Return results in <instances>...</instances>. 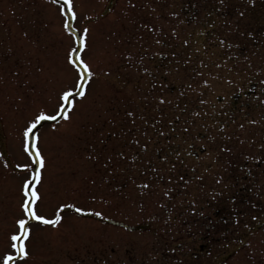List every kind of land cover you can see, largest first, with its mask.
Segmentation results:
<instances>
[{
  "label": "rangeland",
  "instance_id": "obj_1",
  "mask_svg": "<svg viewBox=\"0 0 264 264\" xmlns=\"http://www.w3.org/2000/svg\"><path fill=\"white\" fill-rule=\"evenodd\" d=\"M63 3L0 0V264H264V0Z\"/></svg>",
  "mask_w": 264,
  "mask_h": 264
},
{
  "label": "snow or ice",
  "instance_id": "obj_2",
  "mask_svg": "<svg viewBox=\"0 0 264 264\" xmlns=\"http://www.w3.org/2000/svg\"><path fill=\"white\" fill-rule=\"evenodd\" d=\"M56 2H59V0H56ZM67 7L68 12L71 13L73 18L75 17V12L72 10V0H64V3L61 5V11L64 10V7ZM67 21L65 22V27H67ZM87 32V29L84 30ZM187 43V41H185ZM70 60L72 61L73 64H76L78 68H82L83 71L80 72V81L77 83V87L80 89L79 92H76L75 88H69L65 91H63L60 94V101L61 103L59 104V109L55 112L54 115H48L44 110H40L39 113L32 119L29 123L28 126L24 130V135L25 137H28L30 133L33 132V130L37 127L38 124L41 123V121L44 120H52L55 121L58 116H63L65 119H68V110L72 109L74 107V94L78 95L80 97H83L85 92L83 85L86 83V77L91 75V72L89 71L88 65L82 60V59H72L70 57ZM78 61V62H77ZM131 115V113H129ZM36 157H37V162L43 166V157L40 155L39 151L37 150L36 152ZM36 178L39 177V170L36 171L34 174ZM25 196L26 199L24 201V204L22 207L24 208L25 213L30 216L34 217L36 220L43 221L45 223H51L55 224L59 219L60 216L57 215L54 220H46L43 216H38L36 215L34 209L31 207V204L38 198V193L35 191L34 187L30 189L28 182H25ZM167 194V193H166ZM194 203V202H193ZM61 207H65L62 205ZM74 207V205H73ZM76 211H84V209L77 208ZM96 215H102L101 213L97 212L95 213ZM18 225L20 226V233L13 234L11 236V240L14 241L12 243L11 247L13 249L18 250V254H22L23 256H27L28 252L25 249V243L23 237H27L28 235V230L25 227L26 221L24 219H20L17 221ZM16 241H19V243H15ZM13 260L12 254H6L3 257V264H10V262Z\"/></svg>",
  "mask_w": 264,
  "mask_h": 264
}]
</instances>
